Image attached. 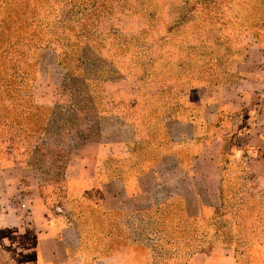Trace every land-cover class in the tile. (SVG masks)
Returning a JSON list of instances; mask_svg holds the SVG:
<instances>
[{"label":"rangeland","instance_id":"374dc122","mask_svg":"<svg viewBox=\"0 0 264 264\" xmlns=\"http://www.w3.org/2000/svg\"><path fill=\"white\" fill-rule=\"evenodd\" d=\"M104 1L0 0V254L8 264H105L123 252L130 264H187L217 250V232L204 225L215 211L184 206L198 203L203 183L174 166L171 156L187 144L177 124L202 111L224 121L213 104L234 81V62L264 43L262 28L247 26L264 0H216L215 8L146 0L152 18ZM241 145L221 163L230 232L241 206L255 216L263 199L250 190L264 184L256 174L263 150L239 160ZM71 168L79 177L67 176ZM151 169L169 192H157L164 207L105 212L94 189L77 203L95 183H128ZM57 236L64 243L54 244ZM39 244L45 257L60 256L41 261Z\"/></svg>","mask_w":264,"mask_h":264},{"label":"crops","instance_id":"0c3cea01","mask_svg":"<svg viewBox=\"0 0 264 264\" xmlns=\"http://www.w3.org/2000/svg\"><path fill=\"white\" fill-rule=\"evenodd\" d=\"M232 71L239 75L238 81L231 85L221 86L220 94L217 95L216 102L213 104L217 113L224 115V121L220 127H214L218 114L206 116L204 111L201 112L199 118L195 117L190 121L177 124L183 129V132H177V134L187 144L183 148H176L184 149V155L175 153L176 155L171 156V159L173 157L175 159H173L174 166L180 169L183 175L188 176L189 180L196 178L202 180L203 183L202 189H195L198 203L185 204L187 208L195 207L205 211L214 210L220 206V149L224 138L236 134V148H240L239 145L243 144L239 160L244 151L250 150L253 153L259 148L263 150L262 158L264 159V44L254 43L249 46L247 56L241 62L234 64ZM226 128L231 133H227ZM250 147L253 149H248ZM256 174L263 178L261 182L264 183V172ZM86 182L89 187L85 186ZM80 183H83L82 190L90 189L92 185L91 178L87 181L81 180ZM163 186L160 175L155 169L134 177L128 183L121 180L105 183L101 186L104 196L103 210L105 212L136 211L164 207L169 200L162 199V197L156 198L157 192L164 194L165 197L169 194L168 191L160 192ZM250 190L255 194L264 193V184L260 187H252ZM255 204L260 208L264 207V201H256ZM249 207H254V204ZM209 223L211 221L207 220L206 224ZM67 233L65 232V235ZM64 238L61 236L52 241L58 245L64 243ZM248 240H250L249 244L244 247L241 245L234 247L230 253L218 249L199 253L191 257L187 264H264V229L263 232L253 234V237ZM69 247L73 248L74 243L71 242L68 249ZM38 251L40 260L45 262L49 261V255L53 258L60 256L58 250H53L47 252L48 256L45 257L46 251L41 248V244L38 250L34 249V253ZM64 251L66 252L65 249ZM53 252L57 254L52 255ZM104 262L105 264H130L129 254L118 253Z\"/></svg>","mask_w":264,"mask_h":264},{"label":"trees","instance_id":"16d2710c","mask_svg":"<svg viewBox=\"0 0 264 264\" xmlns=\"http://www.w3.org/2000/svg\"><path fill=\"white\" fill-rule=\"evenodd\" d=\"M116 2H118L116 0ZM145 2L146 0H120L119 3H117V11H126L127 14L129 16H136V15H140L141 18L142 16L144 18L146 17H153L152 13H148L146 14V10L147 9H151V6H149L147 9H144L145 6ZM105 1L101 0V2H98L95 5L92 6H99V8H104L105 7ZM200 5H210L211 7L215 8L217 5L216 0H198L197 2L194 3V7H200ZM255 11L254 14L252 15L251 19H254L252 22L250 21L247 26L255 31L258 32V30L260 28H262V32H263V42H264V26L261 25V17L264 14V6L262 4H258V6H255ZM113 9V5L111 4L110 10ZM212 11H210L209 13H211ZM216 12H214L215 14ZM252 14V13H250ZM254 22V23H253ZM176 25V24H175ZM179 25V23L177 24ZM258 29V30H257ZM170 31V30H169ZM115 34H113L114 36ZM115 39V38H114ZM264 44V43H263ZM244 58L239 59V61L234 62L235 64L241 62ZM234 65V64H233ZM206 73L207 71H202L201 73V78L204 79L206 77ZM219 73V72H217ZM235 73V72H234ZM237 74V73H236ZM234 74L232 77H235L234 81L230 84L227 85H231L234 84L235 82H237L239 79V75ZM231 78V77H230ZM227 81L223 82L221 86L226 85ZM86 92V91H85ZM121 104L123 105V103L121 102ZM126 108H129V106H126ZM124 115L126 117H128V111L125 110ZM224 119V118H223ZM186 122V121H184ZM179 123H183V122H179ZM222 124L220 123V119L217 117V122L215 123L214 127L218 128L220 127ZM236 134L230 135L229 138H224L223 139V143L221 145V149H220V156H221V162H220V175H221V183H220V206L217 207L216 209H214L215 211V217L209 219L208 221H211V223L209 224H204L205 228L209 227L210 229H214L215 233L217 232V234L215 235V238H213L214 244L218 243V247L216 249L218 250H223L225 253H230L232 252L234 247L237 246H246L247 244H249L250 240H248L250 237H253V234H257L258 232H263L264 229V207H259L257 206V210L255 213V216H252L251 212L252 211H248L246 210V208L248 206L245 207V205L241 206L243 209H241V213L239 214V216L237 217H232V223L234 225L233 226V231L234 232H230V226L231 223L229 221H223V217H225V215H227L228 212H226V209H228L229 207L227 206V202L225 201V194H227L229 192L228 188L224 186V167H221V163L225 162V155L226 153H229L230 148L231 151H234L236 148ZM233 149V150H232ZM247 151V150H246ZM246 151H244L242 158H244L245 154L247 153ZM224 160V161H223ZM242 161V159H241ZM74 172V169L71 168L67 171V176L69 178H75L78 176V173ZM228 177V176H227ZM96 184H93V187L91 190L89 191H83L81 194H79L77 197V203L82 201L81 199H89L90 197V192L94 189V191H98L99 194V198L101 200V204L103 202L104 196L103 193L101 191V186L105 185V183H98V187L99 190L95 188ZM235 193V189L234 192ZM263 194V199L261 200L264 201V193ZM248 201H251L250 199ZM231 207H233V205H231ZM159 207H156V209H158ZM246 210V215L243 214V212H245ZM234 218V219H233ZM228 226V227H227ZM227 230H226V228ZM71 229V228H69ZM243 229H247V231L245 232H240ZM222 230V231H221ZM226 230V231H225ZM238 232V233H237ZM60 236H57L56 239H59ZM59 241V240H58ZM213 245V244H211ZM71 247H69L70 249ZM0 264H8L7 259H5V257L3 255L0 254Z\"/></svg>","mask_w":264,"mask_h":264},{"label":"built area","instance_id":"2783aa9c","mask_svg":"<svg viewBox=\"0 0 264 264\" xmlns=\"http://www.w3.org/2000/svg\"><path fill=\"white\" fill-rule=\"evenodd\" d=\"M20 209H21V210H25V209H26V205L22 203V204L20 205Z\"/></svg>","mask_w":264,"mask_h":264}]
</instances>
